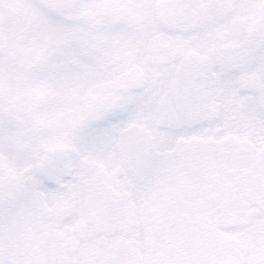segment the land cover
I'll return each mask as SVG.
<instances>
[{"label": "snow or ice", "instance_id": "snow-or-ice-1", "mask_svg": "<svg viewBox=\"0 0 264 264\" xmlns=\"http://www.w3.org/2000/svg\"><path fill=\"white\" fill-rule=\"evenodd\" d=\"M0 264H264V0H0Z\"/></svg>", "mask_w": 264, "mask_h": 264}]
</instances>
